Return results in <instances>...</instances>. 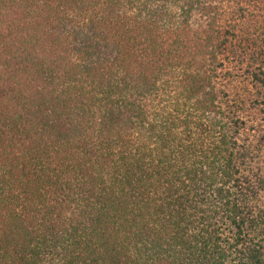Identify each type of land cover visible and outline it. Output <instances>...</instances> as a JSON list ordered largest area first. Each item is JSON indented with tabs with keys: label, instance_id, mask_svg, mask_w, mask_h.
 <instances>
[{
	"label": "trees",
	"instance_id": "1",
	"mask_svg": "<svg viewBox=\"0 0 264 264\" xmlns=\"http://www.w3.org/2000/svg\"><path fill=\"white\" fill-rule=\"evenodd\" d=\"M264 0H0V264H264Z\"/></svg>",
	"mask_w": 264,
	"mask_h": 264
},
{
	"label": "rangeland",
	"instance_id": "2",
	"mask_svg": "<svg viewBox=\"0 0 264 264\" xmlns=\"http://www.w3.org/2000/svg\"><path fill=\"white\" fill-rule=\"evenodd\" d=\"M262 175L264 176V153L262 155ZM261 197H262V200L264 201V194Z\"/></svg>",
	"mask_w": 264,
	"mask_h": 264
}]
</instances>
